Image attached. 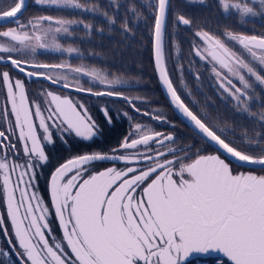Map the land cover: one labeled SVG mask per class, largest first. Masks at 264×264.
Masks as SVG:
<instances>
[{"label":"snow or ice","instance_id":"1","mask_svg":"<svg viewBox=\"0 0 264 264\" xmlns=\"http://www.w3.org/2000/svg\"><path fill=\"white\" fill-rule=\"evenodd\" d=\"M35 3L100 15L109 27L124 7L110 0L109 15L80 0ZM28 6V0H0V27L14 25L0 30V256L7 264H185L190 255L210 251L222 253L225 264H264V33L194 31L191 52L211 66L222 99L232 105L228 124L199 108L190 92L185 97L170 74L177 30L191 28L193 20L173 12L171 0L142 3L150 15L128 7L135 19L151 21L159 82L200 147L177 145L173 133L137 123L112 154L86 152L55 166L46 199L37 181L38 170L51 162L50 146L92 141L101 128L85 103L50 87L30 98L28 84L42 78L59 89L121 97L137 112L133 100L141 98L117 90L128 81L94 67L37 62L38 50L82 60L78 48L59 38L73 26L90 34L93 24L53 16L21 23ZM216 7L240 23L264 18V0H216ZM127 13L122 30L131 33ZM176 67L182 77L183 66ZM101 110L111 124V110ZM143 114L167 120L155 110ZM97 162L112 166L99 170Z\"/></svg>","mask_w":264,"mask_h":264},{"label":"rangeland","instance_id":"2","mask_svg":"<svg viewBox=\"0 0 264 264\" xmlns=\"http://www.w3.org/2000/svg\"><path fill=\"white\" fill-rule=\"evenodd\" d=\"M80 2L86 3L89 6H95L98 4L102 12L107 11L109 15L114 14L113 9L109 7L110 0H80ZM147 2L148 0H119V3L124 5V7H121L119 9V12L115 13L116 20H117L116 22L117 27H116V24L112 27H109L107 23L105 22V20L103 19V17L100 15L94 16L90 13L83 12L81 10H76V9L58 10L55 8H50L48 6L38 5L35 3V0H29L28 2L29 6L27 8V11L21 16L20 22L27 23L29 19L39 17V16H53V17H63L65 19L75 20V21L82 20L84 23H92L93 29L90 34L83 28L82 25L79 27L73 26L70 36H61L59 38L60 44L63 45L64 47L72 46V47L78 48L80 50V53L83 55L82 60L77 58L76 54L69 56L65 53L62 55L59 52H53L51 50L47 52H45L44 50H38L37 54L35 55V60L37 62H43V63H60L66 60L69 63L73 64L74 66L83 64L89 68L94 67L96 69H99L103 73H106L109 76V78L119 77L124 81H128V83L117 85L116 86L117 90L122 91L125 95L129 97L141 98V99L133 100V102H135L136 108H139L141 110H147V111L151 110L152 112L153 110H155L161 115L162 114V111H161L162 104L160 103L156 104L154 102L155 100L151 99V97H148V93H146L148 90H147V87H145V83L143 81H141L140 79H130L121 74H116V76L110 75V71L105 70L106 68L103 70L101 66V63L104 64L102 61V58L104 57V53L113 51V48L111 47L104 48V46H107V43H105L104 41L107 38H111V39L113 38L112 34H113V30L115 27L117 29L116 35H119L118 37L120 38V40H122V38H125L126 35L127 37H129V42L136 41L141 37L144 40L147 37L151 38V21L146 22L144 19L137 20L134 17H132L131 13H127V8L134 4L142 13H144L145 15H150L151 14L150 10H148L146 7H141L142 3L146 4ZM171 4H172L173 12H179L184 15H185V11H190V9L196 10L200 8L202 9L212 8L215 11L217 17H220L221 22H223L221 28L217 29L215 27V29L217 30L216 33L222 32L223 29L227 27V21L225 20L227 19L233 20L231 18H225L224 16L220 14V12L218 11L216 7V0H203V2H201V0H171ZM126 13L129 17V20H128L129 25L132 27L131 33H125L122 30V23H123ZM190 14L192 16H189V18L193 20V24L201 23V22H206V23L211 24L207 19L200 20V21L196 20L195 16L192 13ZM255 21L258 22V25L255 23ZM238 22H239L238 20L237 22H234L233 24L234 27L236 23ZM243 26H245L244 32L250 33L254 30L256 33H264V30H263L264 29V18L256 17L254 19H250L248 20L247 23H243ZM192 27L193 28H186L184 26H181L177 30V33H176L177 48L171 50L172 51L171 59L168 62L169 68L170 66L176 67L177 64H180L179 58L181 55L180 48L181 46H183L182 44L185 42H188V44L191 45L193 42L194 31L201 26L194 25ZM257 27H260V28H257ZM98 28H103V32L97 31L96 29ZM169 31H171V25H169ZM124 41L125 39L123 40V42ZM134 47H135L134 48L135 50L139 48L137 45ZM118 48H120V55L123 56L124 60H126L125 56H127V53L124 54L123 45L118 46ZM207 76L209 80L212 82V86L213 87L216 86L217 84H216L215 77L212 75L210 71L207 73ZM87 79H88L87 77H84L82 79V82L87 81ZM191 79H193V77H191ZM45 82L47 83V81ZM190 83L192 82L190 81ZM85 86L87 87L89 86V84L85 83ZM103 89H104V86H100L97 90H103ZM218 92L220 93L219 89H218ZM87 103H89L90 114H91L92 109L96 112L98 108H101V109L108 108L112 110L121 109L120 113L122 115H124V113H127L125 117V123L127 124L128 129H130L127 134H129L130 132L134 130V125L137 123L144 124L152 128L150 122L142 117L132 119L130 117L131 111L129 110V108H127L126 110H123L126 108V106L120 102H116L112 99H107V98L105 99V97H103V99H96V98L93 99L91 97H88ZM91 115L93 119L97 121V123H100L101 119L98 114L92 113ZM120 140L121 138L119 139V141ZM117 141H114L113 143L116 144ZM51 162H52V159H51ZM45 187L46 186L44 185H41V186L38 185V190H39L38 194L46 198V192L48 195V188L46 187V192H44ZM56 224L57 226L52 223V227L56 229L57 235H59L60 233H59L57 221H56ZM211 254H218V253L210 251V253L193 254L189 256L186 263L189 261V259L207 257V256L210 257ZM195 264H213V263L200 261ZM219 264H223V263H219Z\"/></svg>","mask_w":264,"mask_h":264},{"label":"flooded vegetation","instance_id":"3","mask_svg":"<svg viewBox=\"0 0 264 264\" xmlns=\"http://www.w3.org/2000/svg\"><path fill=\"white\" fill-rule=\"evenodd\" d=\"M14 25L8 24L4 27H0V30H4L6 27H13ZM181 46V55L179 58L180 64L183 66V75L181 77V72L176 69V67L169 68L170 74L173 78L174 84L178 87V89L182 92V94L187 97L188 93H191V97L198 101V107L203 108L208 111L213 116L219 115L223 121H227L228 124H232L233 122V112L232 105L222 99L221 94L218 92V86H212V82L209 80L207 73L210 71V65H206L203 61H200L198 57L191 52V45L187 43H183ZM172 52V51H171ZM43 63V62H42ZM199 74V80L196 79V75ZM193 77V79H191ZM181 79L183 82H181ZM190 81L192 83H190ZM51 88V90L63 92L64 94H70L72 98L80 100L85 103L90 112L89 103H87V98L91 97L93 99H103V97H96L93 95L85 94V93H77L74 90H64L59 89L58 86H51L50 83H46L42 78L37 79L28 84L29 88V96L30 98H35L42 90V88ZM262 97H264V93H261ZM105 99H112L116 102H120L126 106L125 109L129 108L131 111L130 117L132 119L136 118H144L148 120L153 129L159 132H163L165 134L173 133L177 140V145H186L189 143H195L197 147L200 145L196 140L193 139V133L186 126L183 121H180L173 110L170 107H166L161 105L162 107V116L166 117V122L156 121L151 119L149 116H145L144 112L152 113V111L141 110L140 112H136L133 110L134 108L128 102L123 101L119 98H112L104 96ZM2 97H0V102H2ZM147 101V100H145ZM187 102V100H186ZM135 104V102H133ZM111 110L112 115L114 116L113 122L111 124L107 123L106 118L103 115L101 108H98L95 112L93 109L91 110V114H98L101 121L97 123L100 125L101 132L95 137L92 141H83L79 138L72 139L67 146H58L56 148H51L50 152L52 157V162L45 166L43 169L38 170L39 179L37 181V185H44L48 188V178L51 172L54 170L55 166H58L59 163L65 162L67 159L72 158L77 154L83 153H91L101 152L112 154V150L114 148H118L120 142L123 138L128 135L130 129H128L127 124L125 123L126 115H122L120 113L121 109ZM255 111H259V106L257 105L254 108ZM90 114V115H91ZM130 119V120H132ZM97 122V121H96ZM247 124V121L244 122ZM121 140L119 141V139ZM100 142L95 143L96 140ZM119 142H118V141ZM117 141L116 144L113 142ZM120 162H116L119 165ZM97 166L99 170H102L104 167L112 166V162H97ZM215 258H219L220 260H226L227 258L223 256L222 253L211 254ZM210 256V257H211ZM209 257V256H207Z\"/></svg>","mask_w":264,"mask_h":264},{"label":"trees","instance_id":"4","mask_svg":"<svg viewBox=\"0 0 264 264\" xmlns=\"http://www.w3.org/2000/svg\"><path fill=\"white\" fill-rule=\"evenodd\" d=\"M190 9V8H189ZM190 13H192L195 16L196 20H204L207 19L211 24L206 22L201 23H195L194 25H199L203 28H206L209 31L217 32L215 27L217 29L221 28L223 22H221L220 17H217L215 11L211 9H196L190 11H185V15L187 17L192 16ZM227 21V27H232L236 31L244 32L245 26H243V23H236L234 27V22H237L236 19L233 20H225ZM255 23L258 25V22L255 21ZM117 27V24H116ZM116 27L113 30L112 39L107 38L104 42L107 43V46H104V48L111 47L113 48L112 52H105L104 57L102 58V61L104 64L101 63V66L103 70L110 71V75L116 76V74L124 75L130 79H140L145 83V87H147L148 97H151V99L155 100L154 102L156 104L160 103L162 105L167 106L166 100H164L162 93L160 89H158L157 80L154 76V68H152V57H151V38L147 37L145 40L141 37L136 41L129 42V37L120 38L117 34ZM193 28V27H191ZM260 28V27H257ZM264 30V29H263ZM189 34V33H187ZM102 38V37H101ZM125 41L123 42V40ZM188 44V42H185ZM126 44V45H125ZM124 48V54L127 53V56H125L126 60H124L123 56L120 55V48L118 46H122ZM138 46L139 48L135 50L134 46ZM100 142L98 139L95 141V143ZM44 192H46V187ZM46 199H48V195L46 192ZM52 223L56 224V220H52ZM2 239V238H0ZM3 246V245H0ZM8 258L0 256V264H7ZM212 262L213 264L216 263H223L225 264L226 260H220L219 258H215L214 256L211 257H200V258H192L189 259V261L185 264H195L197 262Z\"/></svg>","mask_w":264,"mask_h":264},{"label":"water","instance_id":"5","mask_svg":"<svg viewBox=\"0 0 264 264\" xmlns=\"http://www.w3.org/2000/svg\"><path fill=\"white\" fill-rule=\"evenodd\" d=\"M28 2H29V0H28ZM25 11H26V10H25ZM25 11H24V12H25ZM23 14H24V13H23ZM151 41H152V39H151ZM151 46H152V44H151ZM151 57H152V67L154 68V75H155V79L157 80L158 87H159V89L161 90L162 95H163L164 99L167 101V103H168V105L170 106L171 110H173L174 113L176 114V116L182 121V118L179 117L178 113L174 110V107L170 104V102H169V98H168V96H167V94H166L164 88L162 87L161 83L159 82L158 74L156 73V71H155V67H154V58H153V54H152V47H151ZM47 82L50 83L49 81H47ZM113 98H116V99L119 98V99L125 101V100H124L123 98H121V97H113ZM133 110H135V109H133ZM135 111H136V110H135Z\"/></svg>","mask_w":264,"mask_h":264}]
</instances>
